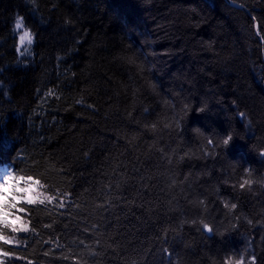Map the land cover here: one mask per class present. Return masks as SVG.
<instances>
[{
    "label": "trees",
    "instance_id": "trees-1",
    "mask_svg": "<svg viewBox=\"0 0 264 264\" xmlns=\"http://www.w3.org/2000/svg\"><path fill=\"white\" fill-rule=\"evenodd\" d=\"M263 84L264 0H0L6 264H264Z\"/></svg>",
    "mask_w": 264,
    "mask_h": 264
},
{
    "label": "snow or ice",
    "instance_id": "snow-or-ice-1",
    "mask_svg": "<svg viewBox=\"0 0 264 264\" xmlns=\"http://www.w3.org/2000/svg\"><path fill=\"white\" fill-rule=\"evenodd\" d=\"M23 28V18L18 19L15 25V29L20 30ZM27 42L29 45L32 44L33 38L32 34L29 31H24L19 37V44L22 46ZM17 51H20V48H17ZM242 116L244 114H241ZM233 139L231 134H227L226 138L223 139L224 145H229L230 141ZM212 143V141H209ZM6 147L7 145H3ZM264 155V154H262ZM14 167V166H12ZM9 165L5 163H0V189H3L5 186L12 182V197L18 199L21 203L16 204L11 198L7 199L2 205H0V242L4 245H13L14 240L8 235V232L19 233L21 231H27L28 225L27 222L22 219L23 213L26 212V209L23 207V204L33 205L39 203L44 205L45 203L52 204L56 200L55 195H49L40 191L42 187L41 181L33 176H17L13 171H9ZM19 182V183H18ZM249 181L245 180L241 183L240 187L244 188ZM19 188L20 191L17 192L16 189ZM4 195L3 192H0V196ZM58 207L63 208V200L60 201ZM235 204L232 205L234 209ZM13 218L18 223H10L9 219ZM203 230L211 232L212 229L208 227L207 224L203 226ZM11 249L5 250L0 248V264H6V259L11 256ZM236 264H243V258L240 261H237ZM252 264H255V257H253Z\"/></svg>",
    "mask_w": 264,
    "mask_h": 264
},
{
    "label": "rangeland",
    "instance_id": "rangeland-1",
    "mask_svg": "<svg viewBox=\"0 0 264 264\" xmlns=\"http://www.w3.org/2000/svg\"><path fill=\"white\" fill-rule=\"evenodd\" d=\"M22 34H23V32L20 35H22ZM29 47H30V45L27 42H25L24 45L21 46L22 53H27L28 50H29ZM12 191H13L12 184L10 182L3 189H0V192L4 193V195L0 196V205H2L9 198H11L14 203H19L20 202L15 197H12ZM16 191L19 192L18 189H16Z\"/></svg>",
    "mask_w": 264,
    "mask_h": 264
},
{
    "label": "water",
    "instance_id": "water-1",
    "mask_svg": "<svg viewBox=\"0 0 264 264\" xmlns=\"http://www.w3.org/2000/svg\"><path fill=\"white\" fill-rule=\"evenodd\" d=\"M230 6H232V7H235V8H240L239 6H237V5H235V4H232V3H230V2H228V1H226ZM263 88H264V84H263ZM206 234H210V232L209 231H206Z\"/></svg>",
    "mask_w": 264,
    "mask_h": 264
},
{
    "label": "clouds",
    "instance_id": "clouds-1",
    "mask_svg": "<svg viewBox=\"0 0 264 264\" xmlns=\"http://www.w3.org/2000/svg\"><path fill=\"white\" fill-rule=\"evenodd\" d=\"M18 19H22V17H17L16 20H15V25H16V22Z\"/></svg>",
    "mask_w": 264,
    "mask_h": 264
}]
</instances>
